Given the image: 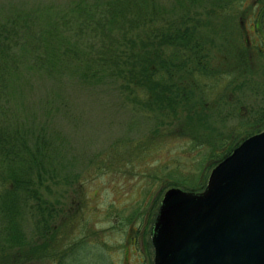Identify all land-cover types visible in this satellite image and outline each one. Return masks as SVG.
<instances>
[{"label": "rangeland", "instance_id": "rangeland-1", "mask_svg": "<svg viewBox=\"0 0 264 264\" xmlns=\"http://www.w3.org/2000/svg\"><path fill=\"white\" fill-rule=\"evenodd\" d=\"M70 1L0 0V7ZM158 1L170 9L176 0ZM191 2L180 0L175 11L193 18L196 35L188 67L167 78L179 89L167 93L179 104L173 118L172 107L139 108L142 99L134 101L120 82L82 86L67 75L33 73L21 95L26 112L18 119L55 139L61 155L41 190L56 213L45 242L68 246L69 260L55 264H153L151 230L165 192L203 191L214 167L264 131V0ZM186 99L203 117L193 129L198 142L193 131L168 124L187 114Z\"/></svg>", "mask_w": 264, "mask_h": 264}, {"label": "trees", "instance_id": "trees-1", "mask_svg": "<svg viewBox=\"0 0 264 264\" xmlns=\"http://www.w3.org/2000/svg\"><path fill=\"white\" fill-rule=\"evenodd\" d=\"M60 5L0 7V264H55L67 258L62 240L45 242L56 213L41 190L44 176L57 171L61 158L56 140L18 119L26 112L20 97L32 74L58 79L67 75L92 87L120 82L135 94L134 101L142 99L139 108L147 103L149 108L172 107L173 118L178 109L173 104H179L167 93L179 89L167 78L175 69L188 67L189 44H195L193 18L175 14L181 10L180 0L170 9L158 0H72ZM187 102L185 118L168 123L184 127V132L203 122L195 105ZM52 106L49 100V110ZM83 218L82 225L87 222Z\"/></svg>", "mask_w": 264, "mask_h": 264}, {"label": "water", "instance_id": "water-1", "mask_svg": "<svg viewBox=\"0 0 264 264\" xmlns=\"http://www.w3.org/2000/svg\"><path fill=\"white\" fill-rule=\"evenodd\" d=\"M150 240L153 264H264V131L214 167L203 191L167 190Z\"/></svg>", "mask_w": 264, "mask_h": 264}]
</instances>
